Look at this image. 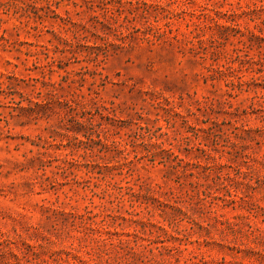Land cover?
<instances>
[{
  "label": "rangeland",
  "instance_id": "rangeland-1",
  "mask_svg": "<svg viewBox=\"0 0 264 264\" xmlns=\"http://www.w3.org/2000/svg\"><path fill=\"white\" fill-rule=\"evenodd\" d=\"M0 264H264V0H0Z\"/></svg>",
  "mask_w": 264,
  "mask_h": 264
}]
</instances>
